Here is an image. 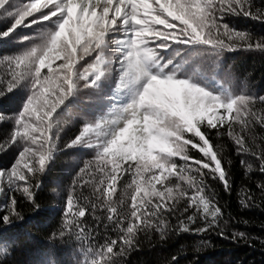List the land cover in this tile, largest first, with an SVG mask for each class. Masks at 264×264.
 I'll return each mask as SVG.
<instances>
[{"label":"snow or ice","instance_id":"obj_1","mask_svg":"<svg viewBox=\"0 0 264 264\" xmlns=\"http://www.w3.org/2000/svg\"><path fill=\"white\" fill-rule=\"evenodd\" d=\"M229 16L264 23V8L253 0H0L7 19L0 46L9 48L0 54V98L22 93L0 142V152L16 149L10 168L0 169V195L10 199L0 226L23 219L17 192L30 219L50 215L34 189L61 152L92 158L62 197V222L43 264H63L56 237L73 242V264H117L153 234L163 241L218 230L246 239L221 228L224 211L210 182L226 193L232 186L212 137L226 135L246 172L255 164L264 174V139L257 144L253 134L264 129V96L234 90L222 62L226 52L264 53V37L230 27ZM73 110L83 113L80 126L61 144V123ZM256 187L264 194V183ZM250 192L244 208L254 203ZM0 242L15 240L0 234Z\"/></svg>","mask_w":264,"mask_h":264},{"label":"trees","instance_id":"obj_2","mask_svg":"<svg viewBox=\"0 0 264 264\" xmlns=\"http://www.w3.org/2000/svg\"><path fill=\"white\" fill-rule=\"evenodd\" d=\"M253 3L255 8H264V0H253ZM226 19L234 29L248 32L254 38L264 37V23L260 21L244 16H229ZM6 24L7 19L0 18V27ZM8 51V46H0V54H7ZM222 62L225 69L230 70L240 84L244 85L231 84L234 90L253 96H264V53L248 50L226 52ZM5 72L6 69L0 67V74ZM208 74L212 75L211 69H208ZM21 94L17 91L0 98V113L6 117L4 122H0V142L9 133L11 118L19 107ZM80 107H88L82 95ZM82 115V112L73 110L71 116L65 118L67 122L62 121L61 144L76 133ZM236 130L239 131V125L236 126ZM245 134L248 135L247 132ZM253 134L257 138V144L264 139V129L259 125L253 130ZM212 140L218 144V151L223 156L232 186L231 192L226 193L217 181L210 182L215 198L224 211L221 228L227 235L232 232H243L246 239L240 241L225 239L218 235V230L209 231L203 236L189 233L171 234L163 241L158 235L153 234L147 238L142 237L135 250L129 251L123 257H116L117 264H264V194L256 187L257 184L264 183V174L258 171L255 164L251 173L246 172L245 167L239 162L241 157L235 153L232 141L226 135L221 138L213 136ZM15 155L14 147L0 152V169L10 168ZM91 158L90 154L67 155L58 152L50 171L37 177L36 182L40 187L34 191L41 207L50 211L47 218L30 219L34 215L31 208L19 192L14 193L18 201L17 208L23 219L17 220L14 217L15 223L10 228L0 226V234L4 238L11 237L15 240L14 244L0 242V249L6 247L8 251L6 257L0 256L3 264H43L46 259L45 253L53 243L49 237L57 232L62 222V217L58 214L62 207V197L65 193L71 192L75 172ZM246 159L252 162L251 157ZM249 189L254 197V203L252 207L244 208L240 201L244 192ZM5 206H10V199L0 195V211H6ZM171 222L173 225L177 223L175 217ZM88 223H92L90 218ZM55 244L57 256L63 264H73L75 259L73 242L65 243L56 237Z\"/></svg>","mask_w":264,"mask_h":264},{"label":"rangeland","instance_id":"obj_3","mask_svg":"<svg viewBox=\"0 0 264 264\" xmlns=\"http://www.w3.org/2000/svg\"><path fill=\"white\" fill-rule=\"evenodd\" d=\"M231 74H232V85L237 84V83L240 84L239 80L236 79V77L233 75L232 72H231ZM225 85L227 86L228 84L225 83ZM240 85H241V86H244V85H242V84H240ZM232 87H233V86H232ZM233 88H234V87H233ZM82 96H83V99L85 100V105L88 106V105L90 104V101L87 99V97H86L85 95L82 94Z\"/></svg>","mask_w":264,"mask_h":264}]
</instances>
